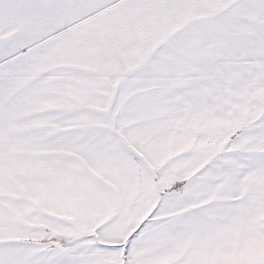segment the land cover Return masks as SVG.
I'll use <instances>...</instances> for the list:
<instances>
[{
	"label": "snow or ice",
	"instance_id": "1",
	"mask_svg": "<svg viewBox=\"0 0 264 264\" xmlns=\"http://www.w3.org/2000/svg\"><path fill=\"white\" fill-rule=\"evenodd\" d=\"M0 264H264V0H0Z\"/></svg>",
	"mask_w": 264,
	"mask_h": 264
}]
</instances>
